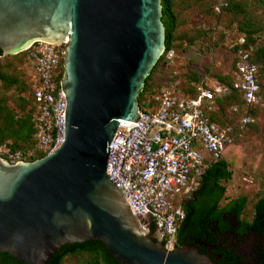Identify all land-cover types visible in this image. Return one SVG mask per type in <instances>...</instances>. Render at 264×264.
<instances>
[{
  "label": "water",
  "instance_id": "obj_1",
  "mask_svg": "<svg viewBox=\"0 0 264 264\" xmlns=\"http://www.w3.org/2000/svg\"><path fill=\"white\" fill-rule=\"evenodd\" d=\"M160 15V0H0L2 54L65 42L63 141L32 160L0 156L1 252L47 264L65 243L98 239L121 264H219L195 244L166 249L105 171L117 119L137 121V94L164 49Z\"/></svg>",
  "mask_w": 264,
  "mask_h": 264
},
{
  "label": "built area",
  "instance_id": "obj_2",
  "mask_svg": "<svg viewBox=\"0 0 264 264\" xmlns=\"http://www.w3.org/2000/svg\"><path fill=\"white\" fill-rule=\"evenodd\" d=\"M227 0H212L215 16L223 13ZM223 40L234 65L232 88L239 93L242 112L233 123L219 124L208 117L216 109L215 98L230 88L216 79L195 83V92H185L178 80L170 79L153 89L146 106L138 107V119H117L107 145L105 171L120 189L129 211L139 225L160 240L166 249L176 246V231L183 217L182 204L196 189L205 169L219 160L227 148L236 144L254 119L251 107L261 103L258 95L257 64L242 47L244 36ZM214 37L215 28L211 32ZM65 42L33 41L25 49L31 65L30 90L33 112V144L23 150L0 145V156L12 163L30 160L38 153L53 151L63 141L64 95L58 78ZM164 52V54H163ZM162 64L174 62L172 49L165 50ZM158 56V57H159ZM236 112L237 106L230 107Z\"/></svg>",
  "mask_w": 264,
  "mask_h": 264
},
{
  "label": "trees",
  "instance_id": "obj_3",
  "mask_svg": "<svg viewBox=\"0 0 264 264\" xmlns=\"http://www.w3.org/2000/svg\"><path fill=\"white\" fill-rule=\"evenodd\" d=\"M233 1L235 2L231 3ZM208 2L207 14L215 17L211 10L212 0H208ZM262 2L264 4V0ZM174 3V0H160V20L164 29L163 51L172 49L174 46L172 40L179 36L174 32L179 24L177 13L173 9ZM235 3L236 0H229L223 14L225 12H234L238 8ZM212 30L213 27L210 26L202 29L206 36L211 34ZM236 30L238 33L243 34L244 43L242 47L249 53L251 61L257 64L258 95L261 99L262 81L260 76L264 73V41L260 45L257 44L256 32L260 30L254 28L249 22L236 25ZM184 37L186 36L184 35ZM217 37L223 39V34L220 32ZM185 39L191 43L192 38ZM27 54V50H22L12 55L17 56V62L21 65L26 62ZM163 54L157 58L150 68L144 79L142 89L137 94V103L141 109L146 106V101L149 100V96L153 91L154 74L157 71L164 70L159 68L163 66L161 63ZM61 72L62 68L60 66L58 78L61 76ZM20 75L9 76L0 71L1 82L12 84L17 81L21 86L19 89L23 88L25 90L24 93L27 92L26 96L24 93L18 94L17 107H6L3 103H0V145L5 143L10 150L29 148L34 141L32 121L34 106L32 105L28 84ZM169 75L170 73L164 77L162 84L170 79ZM212 76L228 86L230 90L224 96L215 98L217 107L214 111L208 113V117L219 124L233 123L239 117L240 112H242V102L239 99V93L231 86L235 78L234 65L230 64L228 70ZM171 79L178 80L183 90L190 94L195 92V83L201 81V77H192L188 73L185 74V80L181 79L178 73L175 76H171ZM141 104L143 106H140ZM232 105L237 106L236 112L231 111L230 107ZM257 106L251 107L249 111L253 119L256 116ZM252 122L248 124L247 129ZM43 155V153H38L35 157H31L30 160ZM231 176L232 171L229 169L228 162L223 157V154L219 160L212 162L205 169L191 197L182 204L183 217L176 231V246L195 244L209 252L219 264H264V195L258 196L252 203L250 219H243L241 214L247 201L244 195H238L221 205L219 204L225 193V188L221 182L230 180ZM247 239H251V246H247V244L241 246V243ZM79 254L86 256L82 264H121L108 253L104 244L98 239L65 243L47 260V264H63V260L66 257ZM0 264L23 263L9 253L0 251Z\"/></svg>",
  "mask_w": 264,
  "mask_h": 264
},
{
  "label": "rangeland",
  "instance_id": "obj_4",
  "mask_svg": "<svg viewBox=\"0 0 264 264\" xmlns=\"http://www.w3.org/2000/svg\"><path fill=\"white\" fill-rule=\"evenodd\" d=\"M262 1L236 0L235 4L238 8L234 12H225L213 17L207 14L208 0H174L173 9L179 20L174 31L179 36L172 40L174 62L171 66L159 67L164 70L154 74L152 88L158 89L171 69L177 71L183 80H185V74L188 73L189 76L201 77L200 80L208 83L214 79L213 74L228 70L230 52L227 49V42L217 37L222 30L229 31V39L234 40L237 35H243L237 32L236 25L249 22L254 28L260 30L256 32V42L260 45L264 41V4ZM207 26L215 28L214 37L212 34L206 36L202 31ZM185 38H192L191 43ZM0 71L9 76L21 73L20 76L26 82L31 78V65L25 62L20 65L17 62V56L11 53L0 54ZM260 79L262 81V104L257 106L254 121L237 144L230 146L223 153L232 171V176L230 180L221 182L225 193L219 204L238 195H244L247 201L241 217L245 220H249L252 215L254 200L264 195V73ZM20 87L17 81L12 84L0 81V103L6 107H17V96L25 91L23 88L19 89ZM24 95L26 96L27 92ZM85 257L83 254L68 256L63 260V264H82Z\"/></svg>",
  "mask_w": 264,
  "mask_h": 264
},
{
  "label": "flooded vegetation",
  "instance_id": "obj_5",
  "mask_svg": "<svg viewBox=\"0 0 264 264\" xmlns=\"http://www.w3.org/2000/svg\"><path fill=\"white\" fill-rule=\"evenodd\" d=\"M250 243H251V239H249V240H248V242L246 243V244H247V246H251V244H250Z\"/></svg>",
  "mask_w": 264,
  "mask_h": 264
}]
</instances>
